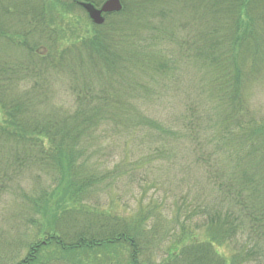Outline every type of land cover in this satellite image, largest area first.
<instances>
[{"label":"trees","instance_id":"trees-1","mask_svg":"<svg viewBox=\"0 0 264 264\" xmlns=\"http://www.w3.org/2000/svg\"><path fill=\"white\" fill-rule=\"evenodd\" d=\"M104 1L0 0V190L29 175L19 195L30 208L60 186L65 207L30 211L36 240L0 238V264H98L109 249L124 250L129 264H264V116L252 105L264 95V0H120L121 11L87 38L63 44L51 13ZM182 89L194 96L184 101L190 108L161 124L153 110L175 98L162 92ZM55 90L69 93V108ZM136 138L157 158L193 146L190 162L214 195L186 202L185 193L175 207L193 211L188 221L201 222V237L173 240L171 227L145 212L127 221L83 209L80 200L115 181L84 157Z\"/></svg>","mask_w":264,"mask_h":264},{"label":"rangeland","instance_id":"rangeland-1","mask_svg":"<svg viewBox=\"0 0 264 264\" xmlns=\"http://www.w3.org/2000/svg\"><path fill=\"white\" fill-rule=\"evenodd\" d=\"M53 2L55 3V0H46V3L50 7ZM51 15L55 19L53 22L55 28L62 30L66 34L62 38L63 44H67L65 42L69 38H87L88 33H91L90 29H92L93 24L84 9L80 6H69L66 8V6L61 5L58 13H51ZM153 90L154 93L157 92L158 86L154 85ZM172 93L175 95L174 99L170 97ZM185 93L183 89L182 95L177 90L162 92L163 96L170 98L161 102L160 110H153L156 120L168 126V117L169 119L176 120V113L180 111L185 116V111L187 108H190V105L187 106L184 101L189 97L190 100L194 98L192 93ZM54 95V101L58 105H61L63 109L69 108L72 104L69 103L71 102L69 93L55 90ZM199 101L202 102V99H199ZM167 103L175 106L173 113L169 110ZM252 105L256 112L264 116V95H258L252 101ZM4 119L6 117L0 114V123ZM172 125L174 127L178 126L177 122ZM181 133L183 134V131ZM154 135L157 134L154 133ZM138 138L135 139L134 143L126 139L127 144H123L120 139L113 146L107 147L103 145L102 149L93 147L84 157L89 166L96 167L100 165L102 169L112 172L115 181L110 186L108 182L111 181L107 180V185H103V188L97 193V196L100 194L99 197L95 196V198L90 199V202L80 200L83 209L102 211L110 216L127 221H137L139 220V215L145 212L153 214L157 219L162 220L164 226H170L173 240L182 236L181 239H184V242L187 243L188 241L185 239L187 235L201 237L204 234V227H201V222L199 220H195V222L188 221L187 216H193V211H190L188 208L176 211L175 207L176 203L180 200V195L185 193H187L186 202H192L194 198H199L200 201H203L214 195V191H212L213 187L209 185L205 179V174H203L204 169L190 162L192 161L191 156H193L192 153L190 154V151L193 150V146L189 144L183 148L174 145L173 150L177 151L175 158L167 159L168 155L165 158H157L156 154L151 153V151H154V148L152 149L146 143V146L139 144ZM156 144L158 143L155 142L154 146ZM90 152L93 153L91 156ZM89 157L90 160L88 161ZM41 178L43 181L40 182L41 188H49L50 190V187H48L49 181H47L44 175H41ZM31 184L32 182L28 175L20 184L17 182L11 185V190L4 193L0 190V238L18 240L16 235L26 234L30 241L33 238L36 240V231L27 223V219L31 216L30 211H42V213L47 211L49 214L51 212L59 213L64 210L65 207L62 205L64 195L62 194V190H60L61 186L57 188V191L52 193L49 191L47 193L39 210L30 208V205L21 199L19 190L28 192ZM198 212H200L198 215L203 213V211ZM151 221L152 219L148 217L147 223L149 226L154 225ZM148 225L146 224V226ZM123 251L122 249H109L104 256L100 255L94 262L98 264H129L125 262V258L122 255ZM218 251L225 256L229 255L230 249L227 246H220L218 247ZM78 259L84 263L86 262V257L83 255H80Z\"/></svg>","mask_w":264,"mask_h":264},{"label":"water","instance_id":"water-1","mask_svg":"<svg viewBox=\"0 0 264 264\" xmlns=\"http://www.w3.org/2000/svg\"><path fill=\"white\" fill-rule=\"evenodd\" d=\"M80 6L85 10L91 22L97 26L103 25L104 15L119 13L122 9L120 0H106L100 8H94V6L84 3H81Z\"/></svg>","mask_w":264,"mask_h":264}]
</instances>
